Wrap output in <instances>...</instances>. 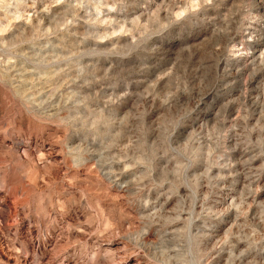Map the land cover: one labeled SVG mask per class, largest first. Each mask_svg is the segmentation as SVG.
<instances>
[{"label":"rangeland","instance_id":"1","mask_svg":"<svg viewBox=\"0 0 264 264\" xmlns=\"http://www.w3.org/2000/svg\"><path fill=\"white\" fill-rule=\"evenodd\" d=\"M0 264H264V0H0Z\"/></svg>","mask_w":264,"mask_h":264}]
</instances>
